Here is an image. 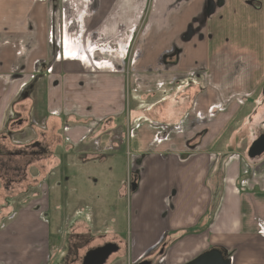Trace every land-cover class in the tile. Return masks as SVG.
Instances as JSON below:
<instances>
[{"label":"crops","instance_id":"1","mask_svg":"<svg viewBox=\"0 0 264 264\" xmlns=\"http://www.w3.org/2000/svg\"><path fill=\"white\" fill-rule=\"evenodd\" d=\"M263 86L264 0H0V134L43 143L42 188L69 156L129 161L127 204L105 205L125 228L76 219L84 256L117 245L108 264H264V155L237 149L264 133ZM44 213L0 231V264H50Z\"/></svg>","mask_w":264,"mask_h":264},{"label":"rangeland","instance_id":"2","mask_svg":"<svg viewBox=\"0 0 264 264\" xmlns=\"http://www.w3.org/2000/svg\"><path fill=\"white\" fill-rule=\"evenodd\" d=\"M14 119L19 121L12 116L11 121ZM17 126L18 123L16 122L13 126L15 128L11 140L14 144L18 142L24 145L28 138L26 135H22L21 132L18 133ZM5 131L9 132V129L6 128ZM247 148V142H243L237 149L238 152L244 154ZM67 159L66 166L62 167V174H59V170H53L52 181H49L51 177H48L44 188H42L45 181L44 168L38 165L36 166L39 169L35 167L33 170L34 166L28 168L29 172L26 174L25 179L27 180L25 185L27 187L19 184L20 187L15 188L19 190L15 193H5V187L0 182V231L16 220L21 211L30 210L32 213L37 212L40 214L46 211L44 214L49 225L50 264H80L84 256L81 251L82 244L89 242V239L76 236L75 224L77 218L85 220L89 218V215L94 214L96 225L91 227V221H87L86 224L91 227V236L100 240L103 235L109 233L106 230L113 229L119 232L125 228V222L119 216H116L117 213L113 215L105 205L114 207L116 201H118L115 207L118 210L120 209L119 203L127 204V197L120 198L117 196L114 198V193L121 180L123 183L126 179L125 185L129 189L128 175H131L132 171L129 161L125 163L118 156L112 159L105 156L102 160L95 158L87 160L85 163L80 160L75 161L71 156ZM44 164L42 163V166ZM64 171H66V174L63 173ZM59 175L62 178V183H59ZM115 178H119V182L114 184ZM107 185L109 186L107 187ZM44 198L47 202L44 201ZM7 206H9L8 209H6ZM10 215L12 216L8 218ZM60 216H63V219L65 217L69 218V222L61 223L59 221ZM112 219L114 221H111ZM2 255L4 260L10 257V255H6L5 251ZM122 255L120 258L118 257L119 261L117 263L128 264L130 255L125 253V250ZM114 259L115 257L111 256L107 264Z\"/></svg>","mask_w":264,"mask_h":264},{"label":"flooded vegetation","instance_id":"3","mask_svg":"<svg viewBox=\"0 0 264 264\" xmlns=\"http://www.w3.org/2000/svg\"><path fill=\"white\" fill-rule=\"evenodd\" d=\"M208 11V10H207ZM16 122V121H15ZM14 123L8 125V131L0 134V182L3 183L7 194L15 193L20 187L26 185L24 180L31 166L47 162V152L43 143L36 141L21 145L12 142ZM27 187V186H25ZM9 204V203H7ZM9 206L6 207L8 209ZM12 215L8 216L10 218Z\"/></svg>","mask_w":264,"mask_h":264},{"label":"water","instance_id":"4","mask_svg":"<svg viewBox=\"0 0 264 264\" xmlns=\"http://www.w3.org/2000/svg\"><path fill=\"white\" fill-rule=\"evenodd\" d=\"M213 12V9L207 13ZM261 96L264 98V86L261 90ZM264 155V133L259 135L248 147L247 157L249 159H259ZM118 251L116 244L108 243L101 247L90 250L82 259L81 264H105L108 258ZM135 264H152L151 261H139ZM185 264H230V259L225 258L223 253L218 249H210L201 253L190 262Z\"/></svg>","mask_w":264,"mask_h":264},{"label":"bare ground","instance_id":"5","mask_svg":"<svg viewBox=\"0 0 264 264\" xmlns=\"http://www.w3.org/2000/svg\"><path fill=\"white\" fill-rule=\"evenodd\" d=\"M135 264V263H134Z\"/></svg>","mask_w":264,"mask_h":264}]
</instances>
